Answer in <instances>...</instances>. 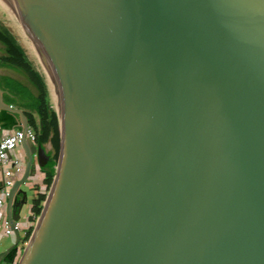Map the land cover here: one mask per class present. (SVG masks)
<instances>
[{"label": "water", "instance_id": "water-1", "mask_svg": "<svg viewBox=\"0 0 264 264\" xmlns=\"http://www.w3.org/2000/svg\"><path fill=\"white\" fill-rule=\"evenodd\" d=\"M3 99L41 122L16 252L19 186L54 173L17 264H264V0H0L25 132Z\"/></svg>", "mask_w": 264, "mask_h": 264}, {"label": "crops", "instance_id": "crops-1", "mask_svg": "<svg viewBox=\"0 0 264 264\" xmlns=\"http://www.w3.org/2000/svg\"><path fill=\"white\" fill-rule=\"evenodd\" d=\"M12 106L17 107L15 105H12ZM20 109L25 114V111L22 108H20ZM1 110H3V109H0V111ZM14 114L16 115V122H15V124L13 126H8L7 127V126L3 125L1 123V121H0V137L2 135L7 134L8 132H10L13 129H16V128L22 129V126H23L22 118H20L18 114H16V113H14ZM0 116H1V114H0ZM25 116H26V114H25ZM32 116H33V118L35 120V123L36 124H39L40 122H39L38 116L35 113H32ZM28 126H30L29 123H28ZM34 143L37 144L36 140H35ZM10 157L12 159L16 160L18 162V164H20L21 167H22V169H23L22 172L18 176H15V177L12 178V180H13V183L12 184H14V182L16 180H18V179H20L22 177V175H23V173L25 171V166H26V152H25L24 145L22 143L20 145H18L11 152ZM43 178H44V173L41 171V167H39L36 164L35 165V171H34L33 175L28 176L26 178V180L24 181V183L21 184V186H19V187L21 189H23L24 191H27V192H28L29 187H32V192H33L32 198L33 197L35 198V195H36V193H35V191H36L35 190V185L40 184L41 181L43 180ZM2 184H3V174H2V171L0 170V187L2 186ZM20 196L21 195L19 194L18 197H20ZM0 199H3V201H4L3 204H0V218L1 219H7L6 218V198L3 197V193H1V192H0ZM20 217H21V212H20ZM19 220H21V219L19 218ZM19 220H18L17 223H18L19 235H21L20 222H19ZM15 241H16V234L15 235H13V233L5 234L4 231H3V229H0V264H5L3 262V258L5 257V255L7 254V252L12 249L11 247L15 244Z\"/></svg>", "mask_w": 264, "mask_h": 264}, {"label": "built area", "instance_id": "built-area-1", "mask_svg": "<svg viewBox=\"0 0 264 264\" xmlns=\"http://www.w3.org/2000/svg\"><path fill=\"white\" fill-rule=\"evenodd\" d=\"M27 138L32 142L36 140V132L28 126L26 131L16 128L0 137V170L3 174V184L0 192L6 198L10 192L13 180L12 178L18 176L22 172V167L18 162L10 157L11 152L22 143L23 138ZM3 199H0V204H3ZM18 228V223H16ZM0 229H3L5 234L13 232L10 223L7 219L0 218Z\"/></svg>", "mask_w": 264, "mask_h": 264}, {"label": "trees", "instance_id": "trees-1", "mask_svg": "<svg viewBox=\"0 0 264 264\" xmlns=\"http://www.w3.org/2000/svg\"><path fill=\"white\" fill-rule=\"evenodd\" d=\"M4 100V99H3ZM6 103L11 104V105H15L19 108H22L25 111V114L27 116L28 119V123L29 125L35 130L36 132V142L37 144H39V137H40V129H41V122H40V118H39V114L37 113L36 110L21 106L19 104L4 100ZM32 113H35L38 118H39V124L35 123V120L32 116ZM0 121L3 125L5 126H13L16 122V115L12 112L6 111V110H1L0 111ZM41 171L44 173V179H43V183L46 185H49L52 181V177L54 175V173L52 171H50L47 168H43L41 167ZM44 199V194L43 193H38L36 195V197L32 200V206H31V213L38 215L40 213L41 210V202ZM16 255V250L15 248H12L11 250H9L7 252V254L5 255V257L3 258V262L5 264H12L14 261Z\"/></svg>", "mask_w": 264, "mask_h": 264}, {"label": "rangeland", "instance_id": "rangeland-1", "mask_svg": "<svg viewBox=\"0 0 264 264\" xmlns=\"http://www.w3.org/2000/svg\"><path fill=\"white\" fill-rule=\"evenodd\" d=\"M51 183L49 185H46L43 183V180H42L40 184L35 185L36 195L38 193L44 194V199L41 202V208H42V204L46 198V195L48 193ZM32 196H33L32 187H29L28 192L26 193V197H27L26 202L23 204L22 209H21V217H20L21 220H19L21 235H20V240L18 242V249H17L16 255H15V258L12 264H17L23 252V249L26 247V244L31 237L33 228L35 227V224H36V220L39 217V214L35 215L31 213L32 200L34 198V197L32 198ZM12 233L13 235H15L14 232Z\"/></svg>", "mask_w": 264, "mask_h": 264}]
</instances>
